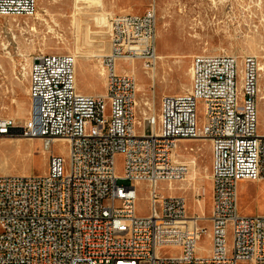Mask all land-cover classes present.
<instances>
[{"label":"built area","instance_id":"1","mask_svg":"<svg viewBox=\"0 0 264 264\" xmlns=\"http://www.w3.org/2000/svg\"><path fill=\"white\" fill-rule=\"evenodd\" d=\"M37 11L38 0H0V19L32 18ZM157 31L155 8L116 19L111 53L102 58L100 97L79 90L75 56L32 59L31 116L23 126L0 119V140H41L48 171L0 176V264H264V216L243 217L238 205L241 182H264L259 62L196 56L190 89L166 96L158 115L142 118L137 79L119 73L118 62L156 70ZM196 141L212 148L209 218L189 216L184 196L161 193V185L179 190L190 172L180 144ZM57 143L68 148L67 157L52 153ZM140 185L148 190L147 217L137 213ZM197 196L201 209L204 194ZM204 235L211 247L199 256ZM168 248L177 250L170 256Z\"/></svg>","mask_w":264,"mask_h":264},{"label":"rangeland","instance_id":"2","mask_svg":"<svg viewBox=\"0 0 264 264\" xmlns=\"http://www.w3.org/2000/svg\"><path fill=\"white\" fill-rule=\"evenodd\" d=\"M96 2H100L107 12L110 28L96 26L97 23L92 20L99 14L97 8L81 5L83 11L78 12L76 0H38V11L34 17L0 19V119H11L16 121L17 125L23 126L30 118L32 103L29 97L28 69L32 59L41 53L75 56L77 82L81 93L95 97L103 96L106 71L102 58L111 53V26L117 18L144 15L153 8L158 15V56H163V59L158 61L156 70H146L142 62H136L133 66L130 62H118L119 73H136L137 111L142 118L153 112L158 115L162 100L166 96L184 94L190 89L192 61L196 56H249L256 58L264 69V0ZM260 90L264 94V70H260ZM258 105L261 122L264 123V102H258ZM260 128L259 132L264 134V126ZM17 138L20 139L19 142L15 141ZM185 148H193L195 152L186 153ZM51 151L57 156H68V148L62 143L54 144ZM178 153L188 159L197 158L198 176L191 183L178 184L180 190L174 192L168 191L166 185H161V193L166 196L181 194L180 196L187 198L189 216L204 213L205 217L209 218L213 189L211 143L183 142ZM48 161L49 153L44 152L41 140L30 141L20 135L0 140V176L8 173V176L42 177L48 171ZM116 161L118 176L122 177V156H118ZM118 184L130 186L128 181L123 180L118 181ZM137 191V213L141 217H147L150 213L148 190L145 185H140ZM198 193L204 194L200 200L203 209H200L197 203ZM238 205L243 217L264 216V184L241 182ZM205 225L208 227V223ZM210 247V241L204 235L199 242L197 254L206 256ZM176 250L168 248L164 252L171 256Z\"/></svg>","mask_w":264,"mask_h":264},{"label":"bare ground","instance_id":"3","mask_svg":"<svg viewBox=\"0 0 264 264\" xmlns=\"http://www.w3.org/2000/svg\"><path fill=\"white\" fill-rule=\"evenodd\" d=\"M76 2L78 3V5H77V9H78V12H81V11H83L82 9L83 8H81V5H88V7L90 6V7H93V8H97L98 10H99V14H98V12H97V14L98 15H96L95 16V18L94 19H92V20H94L96 23H97V25L96 26H99V27H101V28H110V27H108V25H109V22H108V14H107V12H105V10H104V8H103V6L100 4V2H99V4L96 2V0H76ZM102 2V1H101ZM83 3V4H82ZM215 3V2H214ZM76 9V8H75ZM46 12H48V11H46ZM77 15V14H76ZM111 15V14H110ZM45 18V17H44ZM75 19V18H74ZM46 20V19H45ZM93 21V22H94ZM47 22V21H46ZM81 22V21H80ZM76 23V22H75ZM111 23V22H110ZM85 24V23H84ZM88 24V23H87ZM91 24V23H90ZM83 26V25H82ZM33 27V26H32ZM31 27V28H32ZM51 27V26H50ZM53 27V26H52ZM86 27V26H85ZM112 27V26H111ZM78 28V27H77ZM83 28V27H82ZM81 28V29H82ZM36 29V28H35ZM49 29H51V31H53L54 29L53 28H49ZM86 29V28H85ZM92 30V29H91ZM112 30V29H111ZM36 31V30H35ZM55 31V30H54ZM85 31V30H84ZM101 31V30H100ZM106 31V30H105ZM83 32V31H82ZM93 32V31H92ZM107 32H109V31H107ZM100 33V32H99ZM104 33H106V32H104ZM86 34V32L84 33V35ZM101 34H103L102 32H101ZM92 35V34H91ZM93 36V35H92ZM92 36H90V37H92ZM85 37H86V35H85ZM93 39V38H92ZM90 41H92V40H90ZM90 43V42H89ZM92 43H94V41L92 42ZM82 48V47H81ZM81 53V52H80ZM75 54V53H74ZM77 55V54H76ZM80 55V54H79ZM84 55H85V53H84ZM84 58H85V56H84ZM163 59V56L162 55H159V60L161 61ZM28 60V59H27ZM261 68V67H260ZM134 69V68H133ZM261 71H263L264 69L263 68H261L260 69ZM135 71V70H134ZM27 73V72H26ZM129 73V72H128ZM132 74H136L135 72H131ZM131 73H129V74H131ZM191 75H192V73H191ZM141 87V86H140ZM183 87H184V85H183ZM82 90V89H81ZM261 93V92H260ZM102 96V95H101ZM259 102L260 103H263L264 102V94H262L261 93V95H260V98H259ZM31 115V114H30ZM3 118V117H2ZM19 118V117H18ZM261 123V122H260ZM261 127V126H260ZM261 129V128H260ZM261 132V131H260ZM14 138H16V137H14ZM29 140V139H28ZM15 141L16 142H19L20 141V139H15ZM30 141H34V140H30ZM60 142V141H59ZM64 151V150H63ZM185 162H187V163H189L190 164V172L188 173V175H187V177H186V179H185V181L183 182V183H191L193 180H195L196 178H197V176H198V170H197V160H196V158H189V159H186L185 160ZM7 175H8V173H7ZM182 183V184H183ZM179 188V187H178ZM184 188V187H183ZM180 190V189H179ZM180 192V191H179ZM169 193V192H168ZM183 194V193H182ZM181 195V194H180ZM186 195V194H185ZM200 203H201V209H203V207H202V202L200 201ZM192 205V204H191Z\"/></svg>","mask_w":264,"mask_h":264},{"label":"crops","instance_id":"4","mask_svg":"<svg viewBox=\"0 0 264 264\" xmlns=\"http://www.w3.org/2000/svg\"><path fill=\"white\" fill-rule=\"evenodd\" d=\"M105 92H106V88H105ZM260 122H261V111H260ZM260 126H261V127L264 126V123L261 122V123H260ZM259 183H263V184H264V182H259Z\"/></svg>","mask_w":264,"mask_h":264}]
</instances>
